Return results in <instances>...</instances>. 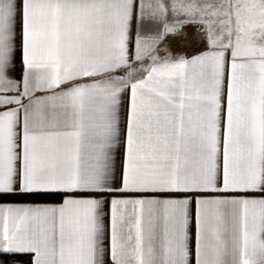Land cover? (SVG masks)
Masks as SVG:
<instances>
[{"label": "snow or ice", "instance_id": "6c2138e0", "mask_svg": "<svg viewBox=\"0 0 264 264\" xmlns=\"http://www.w3.org/2000/svg\"><path fill=\"white\" fill-rule=\"evenodd\" d=\"M0 264H264V0H0Z\"/></svg>", "mask_w": 264, "mask_h": 264}]
</instances>
